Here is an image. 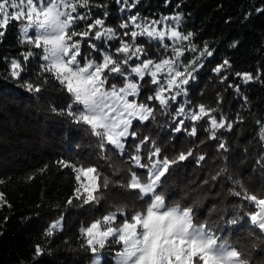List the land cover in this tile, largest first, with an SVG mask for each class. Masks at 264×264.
Listing matches in <instances>:
<instances>
[{
    "label": "snow or ice",
    "instance_id": "snow-or-ice-1",
    "mask_svg": "<svg viewBox=\"0 0 264 264\" xmlns=\"http://www.w3.org/2000/svg\"><path fill=\"white\" fill-rule=\"evenodd\" d=\"M139 2L115 0L121 13H132ZM92 6L93 0H0V40L9 26L15 24L19 43L27 45V50L21 53L22 61L15 58L10 61L8 74L34 95L47 86L59 91L65 106L52 105L50 110L69 118L94 137L97 160L104 162V165L85 164L63 158L55 162L60 170L70 169L73 174L72 193L64 207H95L109 196L119 200L111 201V210L78 229L80 247L89 254L90 264H104L106 249L111 252L110 264H257L261 257L253 256L247 246H240L238 241L222 234L224 227L240 223V214L229 219L220 217L221 225L200 218L194 204L175 201L170 205L161 191L172 169L192 157L193 149L170 157L163 154L150 136L139 138L134 130V122L146 126V122L155 119L156 111L171 117L173 133L185 131L193 137L197 135L198 122L206 120L207 138L219 139L218 150L227 151L218 132L231 131L235 121L223 115L217 117L213 114L216 109L205 105L188 109L179 99L187 95L185 86L196 79L195 73L203 67L201 61L211 57L213 51L207 44L198 48L193 43L194 33L181 31L179 12L158 19L143 17L138 12L130 14L121 19L118 28L122 31H118L108 26L105 18H93ZM95 7L104 6L97 3ZM107 15L105 12L104 17ZM85 41L91 49L88 55L82 52ZM117 41L118 46H114ZM149 47L156 50V58L150 55ZM188 52L196 55L188 58ZM32 59L38 61L35 82L23 79ZM229 67L231 64L225 59L213 72L219 75ZM236 75L248 83L260 74ZM148 84L153 88L144 102L140 100L141 90ZM172 105H176L174 110ZM187 121H191L190 130L185 127ZM257 124L264 150V122ZM129 138L134 142L131 154L127 148ZM114 157L120 159L121 168L114 166ZM205 159V155L196 157L197 166ZM256 163L264 169V156ZM103 166L111 168L117 176L126 169L127 176L113 180L101 171ZM47 168L46 164L38 171L43 173ZM224 171H218L211 179H218ZM32 179L33 175L27 177L29 181ZM3 183L0 179V184ZM113 187L122 189L126 195L112 192ZM233 195L251 208L243 212L251 249L264 252V196L248 191L243 185ZM128 200L134 203L129 205ZM5 204V195L0 192V206ZM62 220L63 216L52 222L44 236L52 237L62 230ZM43 252L44 248L36 245L34 255L39 257Z\"/></svg>",
    "mask_w": 264,
    "mask_h": 264
},
{
    "label": "trees",
    "instance_id": "trees-1",
    "mask_svg": "<svg viewBox=\"0 0 264 264\" xmlns=\"http://www.w3.org/2000/svg\"><path fill=\"white\" fill-rule=\"evenodd\" d=\"M97 3L104 7H95ZM118 8L115 0H93L91 14L93 18H105L108 26L122 31L118 25L127 15L138 12L143 17L158 19L179 12L182 14L181 31L194 33L193 43L198 48L207 44L213 51L211 57L201 61L203 67L195 73L196 79L185 86L187 95L179 99L188 109L205 105L216 109L213 114L217 117L223 115L235 121L231 131L218 132L227 151L218 150L219 139L207 138L206 120L198 122L197 135L193 137L185 131L173 133L171 117L156 111L155 119L146 122V126L134 122V130L139 138L150 136L163 154L170 157L193 149V156L175 166L166 178L161 191L168 203L194 204L200 218L215 220L221 225L220 217L229 219L240 214V223L224 227L222 234L238 241L240 246H247L253 256L261 257L257 264H264V252L252 250L249 244L251 237L243 212L251 208L233 195V191L241 190L243 185L248 191L264 196V169L256 163L264 156L257 124V121L264 122V11H257L264 9V0H168L167 3L166 0H140L132 13H121ZM18 36V28L12 24L0 40V179L5 181L0 184V192L7 201L0 206V264H90L89 254L80 247L78 229L81 224L111 210V201L119 200L109 196L95 207H64L72 193L73 174L70 169L60 170L55 162L61 158L85 164L104 165V162L97 160L94 137L82 126L72 124L69 118L50 110L52 105L65 106L59 91L47 86L34 95L20 86L21 81L10 77V61L13 58L22 61L21 53L27 50V45L19 43ZM113 45L118 46V41ZM90 51L85 41L82 52L88 55ZM149 53L156 58L154 48L149 47ZM194 55L196 53H186L188 58ZM225 59L231 67L217 75L213 69ZM37 67L38 61L32 59L23 79L35 82ZM237 73L260 75L244 83ZM152 88L148 84L141 90V101L146 102ZM153 106L158 108V105ZM175 107L172 105V110ZM191 126V121H187L185 127L190 130ZM133 143L129 138V154L134 150ZM199 155H205L206 159L197 166ZM46 164L47 170L40 173L38 170ZM114 166L122 167L119 158L114 157ZM220 170L226 171L212 180L211 176ZM101 171L113 180L127 176L126 169L119 176L113 175L107 166ZM30 175L34 176L31 181L27 180ZM112 192L126 195L117 187H113ZM127 203L131 205L134 201ZM61 216L62 230L45 237V230ZM36 245L44 248L39 257L34 255ZM103 258L104 264H110V250L103 252Z\"/></svg>",
    "mask_w": 264,
    "mask_h": 264
}]
</instances>
